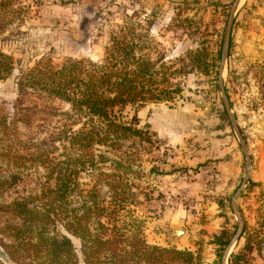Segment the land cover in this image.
<instances>
[{
    "label": "rangeland",
    "instance_id": "374dc122",
    "mask_svg": "<svg viewBox=\"0 0 264 264\" xmlns=\"http://www.w3.org/2000/svg\"><path fill=\"white\" fill-rule=\"evenodd\" d=\"M18 6L28 11L21 32L0 36V49L17 61L14 73L0 80V103L9 111L20 71L42 57L56 66L69 58L99 61L126 15L154 20L158 48L172 69L185 71L172 78L181 89L172 100L140 108L151 138L123 141L144 172L133 178L137 201L128 209L149 243L200 251L202 264H231L237 253L238 264H264V243L246 244L264 213V0H139L133 6L129 0H16ZM230 19V48L222 58ZM190 50H206L207 66L189 64ZM83 181L92 183L89 176ZM240 223L248 226L241 240L235 238ZM235 224L221 257L215 235ZM176 228L184 234L176 236ZM74 243L80 247L79 239ZM0 257L17 264L1 247Z\"/></svg>",
    "mask_w": 264,
    "mask_h": 264
},
{
    "label": "trees",
    "instance_id": "16d2710c",
    "mask_svg": "<svg viewBox=\"0 0 264 264\" xmlns=\"http://www.w3.org/2000/svg\"><path fill=\"white\" fill-rule=\"evenodd\" d=\"M15 1L0 0L3 40L21 32L28 12ZM138 1L129 0L132 6ZM154 25L151 18L143 23L126 15L99 61L69 58L56 66L42 57L20 71L12 110L0 103V247L11 261L202 264L200 251L149 243L141 220L128 209L137 201L133 178L144 172L133 153L123 151V141L151 138L140 108L172 100L181 91L172 78L185 71L169 66L152 35ZM188 56L189 64L207 66L206 50ZM16 64L13 54L0 49V80ZM237 228L215 235L221 257ZM254 230L257 237L249 235L246 244L261 248L264 213ZM240 256L230 263L238 264ZM0 264H6L1 257Z\"/></svg>",
    "mask_w": 264,
    "mask_h": 264
},
{
    "label": "water",
    "instance_id": "95a60500",
    "mask_svg": "<svg viewBox=\"0 0 264 264\" xmlns=\"http://www.w3.org/2000/svg\"><path fill=\"white\" fill-rule=\"evenodd\" d=\"M231 27H232V19H230V21H229V25H228V27H227V36H226V39H225V41H224V45H223L222 58H225V57L227 56L228 51H229V48H230V33H231ZM221 90H222V92H223V96H224L225 102H226L227 105H228V98H227V96H226L225 89L221 87ZM233 121H234V120H233ZM233 124H234V122H233ZM234 127H235L237 133H239V136L241 137V141H242V143H243V146L245 147L246 143H245L244 138L241 136L240 130L238 129V127H237L235 124H234ZM184 231H185V230L182 229V228H176V229H174L173 232H174V234H175L176 236L179 237V236H181V235L184 234ZM242 232H243V226H242V223H240L235 238H236V237H237V238L240 237L241 234H242Z\"/></svg>",
    "mask_w": 264,
    "mask_h": 264
},
{
    "label": "crops",
    "instance_id": "0c3cea01",
    "mask_svg": "<svg viewBox=\"0 0 264 264\" xmlns=\"http://www.w3.org/2000/svg\"><path fill=\"white\" fill-rule=\"evenodd\" d=\"M227 260H228V257H227Z\"/></svg>",
    "mask_w": 264,
    "mask_h": 264
}]
</instances>
